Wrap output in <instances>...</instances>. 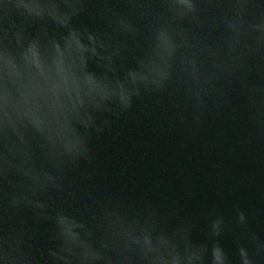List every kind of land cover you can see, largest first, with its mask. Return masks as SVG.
Instances as JSON below:
<instances>
[{
	"label": "water",
	"instance_id": "1",
	"mask_svg": "<svg viewBox=\"0 0 264 264\" xmlns=\"http://www.w3.org/2000/svg\"><path fill=\"white\" fill-rule=\"evenodd\" d=\"M0 264H264V0H0Z\"/></svg>",
	"mask_w": 264,
	"mask_h": 264
}]
</instances>
